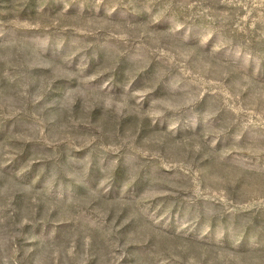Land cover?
I'll use <instances>...</instances> for the list:
<instances>
[{
    "label": "rangeland",
    "instance_id": "1",
    "mask_svg": "<svg viewBox=\"0 0 264 264\" xmlns=\"http://www.w3.org/2000/svg\"><path fill=\"white\" fill-rule=\"evenodd\" d=\"M0 264H264V0H0Z\"/></svg>",
    "mask_w": 264,
    "mask_h": 264
}]
</instances>
